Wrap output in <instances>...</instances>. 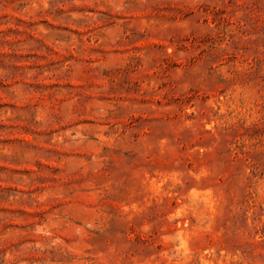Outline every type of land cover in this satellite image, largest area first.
<instances>
[{"label": "rangeland", "instance_id": "rangeland-1", "mask_svg": "<svg viewBox=\"0 0 264 264\" xmlns=\"http://www.w3.org/2000/svg\"><path fill=\"white\" fill-rule=\"evenodd\" d=\"M0 264H264V0H0Z\"/></svg>", "mask_w": 264, "mask_h": 264}]
</instances>
